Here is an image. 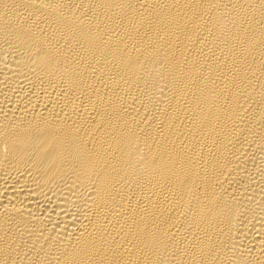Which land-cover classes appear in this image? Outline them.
Returning <instances> with one entry per match:
<instances>
[{
    "label": "bare ground",
    "instance_id": "6f19581e",
    "mask_svg": "<svg viewBox=\"0 0 264 264\" xmlns=\"http://www.w3.org/2000/svg\"><path fill=\"white\" fill-rule=\"evenodd\" d=\"M0 264H264V0H0Z\"/></svg>",
    "mask_w": 264,
    "mask_h": 264
}]
</instances>
